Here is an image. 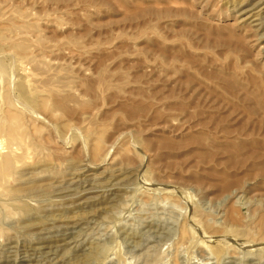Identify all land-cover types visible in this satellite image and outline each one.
Instances as JSON below:
<instances>
[{
  "label": "rangeland",
  "instance_id": "374dc122",
  "mask_svg": "<svg viewBox=\"0 0 264 264\" xmlns=\"http://www.w3.org/2000/svg\"><path fill=\"white\" fill-rule=\"evenodd\" d=\"M0 264H264V0H0Z\"/></svg>",
  "mask_w": 264,
  "mask_h": 264
}]
</instances>
